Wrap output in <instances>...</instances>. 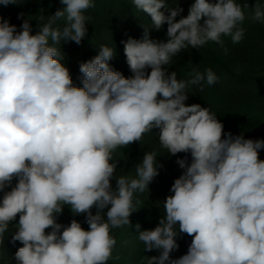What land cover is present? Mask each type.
<instances>
[{"label":"clouds","instance_id":"1","mask_svg":"<svg viewBox=\"0 0 264 264\" xmlns=\"http://www.w3.org/2000/svg\"><path fill=\"white\" fill-rule=\"evenodd\" d=\"M10 3L16 0H0ZM60 3L66 7L34 35L29 20L17 31L0 17V192L18 177L0 201V243L19 214L12 235L23 245L15 253L18 264H108L116 245L112 229L130 225L134 194L149 190L161 167L157 153L146 152L135 178L117 176L113 189V153L158 129L160 145L173 156L190 153L191 163L177 160L184 172L163 201L158 225L135 226L144 250L160 253L145 257V264H264V139L230 132L222 138L224 126L209 107L185 104L190 85L217 82L210 68H193L184 81L165 67L189 46L214 42L226 54L222 37L233 44L243 39L248 3L194 0L177 21L183 9L165 0H132L151 18L152 29L167 24V41L150 39L146 27L142 39L122 41L131 77L110 66L115 50L101 45L79 66L82 87L73 85L57 46L81 43L84 13L94 3ZM251 19L264 23V6L255 3ZM60 20L63 26H54ZM65 206L85 214L89 230L76 220L58 223ZM179 234L192 240L187 253L173 259Z\"/></svg>","mask_w":264,"mask_h":264},{"label":"trees","instance_id":"2","mask_svg":"<svg viewBox=\"0 0 264 264\" xmlns=\"http://www.w3.org/2000/svg\"><path fill=\"white\" fill-rule=\"evenodd\" d=\"M168 7L182 8L183 11L177 16L186 17L189 8L194 0H165ZM215 3L216 0H210ZM237 3H248L249 9L255 3L264 6V0H236ZM94 7L84 13L87 34L77 45L75 42H61L57 47L64 53V65L69 69L70 75L79 74V66L98 55L99 47L105 45L115 50V55L108 63L110 66L121 72L125 77H131L124 54V44L129 38L140 40L144 35V27L149 28V38L154 41L166 42L167 24L161 29H152L151 18L136 9L132 0H93ZM66 7L60 0H16V3L8 5L0 4V17L15 25L17 31L22 30L24 20H29L32 27V34H36L39 28L47 22V18L54 15L58 9ZM165 14H169L166 9ZM22 14V15H21ZM45 17L44 21L40 16ZM20 16V18H18ZM203 21H201L202 23ZM64 21H57V25L63 26ZM244 28L243 39L233 44L230 37H222L225 47L228 49L225 54L223 48L214 42H208L199 49L190 46L182 50L172 58L169 66H165L169 73L176 71L178 80L191 79L190 73L197 68L201 73L211 69L217 76V82L207 85L202 81L197 85H190L186 91L188 99L186 105L200 104L202 107H209L217 115V119L223 124V137L226 138L230 132L233 136L243 135L246 139H264V75L258 70L264 68V23L254 22L251 18L245 19L241 25ZM98 48V49H97ZM150 73L151 69L146 70ZM201 88L203 89L201 91ZM158 129L145 134L140 142H134L125 148H118L113 153V160L117 164L111 184L116 187L117 176H128L135 178V166L142 161L146 152L155 151L159 175L149 184V190L143 193H135L133 198L134 211L129 217L130 225L112 229V235L116 239L113 249V259L108 264H145V257L159 256V251L144 250V245L138 240L136 224H139L140 231L154 229L163 216V201L170 192L171 186L176 178L181 176L184 169L177 164L178 159H186L191 163L190 153H177L175 156L169 154L158 140ZM259 159L264 160V150H260ZM18 183V177H14L3 192H0V201L4 193L11 191ZM106 211V210H105ZM93 214L96 209H92ZM106 218V217H105ZM18 219V217H16ZM72 220L81 224L84 230H89L85 214L74 215L70 208L65 206L61 214L57 215V222L62 225H69ZM17 226L12 222L4 234V242L0 243V264H18L15 259L16 251L23 245L16 241L12 242V235ZM51 229H46L50 232ZM127 241V244L124 241ZM192 237L187 234H179L177 243L178 250L170 255L173 259L179 258L181 251L187 253ZM131 243V247L128 245ZM127 255L128 260L121 253ZM181 252V253H180ZM177 253V255L175 254ZM118 257V258H117Z\"/></svg>","mask_w":264,"mask_h":264},{"label":"rangeland","instance_id":"3","mask_svg":"<svg viewBox=\"0 0 264 264\" xmlns=\"http://www.w3.org/2000/svg\"><path fill=\"white\" fill-rule=\"evenodd\" d=\"M251 9H252V8H251ZM245 14H246V17H247V18H251V10L247 11ZM97 49H98V48H97ZM95 52H96V49L94 50V54L92 55L93 57H95V56L97 55V54H95ZM258 71L260 72V74L264 75V68H262V69H260V70H258ZM71 77H72L73 85H74V86H76V87H82V83H81L82 75H79V74L76 73V74H74V75H71ZM261 150H264V149H261ZM17 217H18V219H15L14 221H12V223H13L14 225H17L18 222H19V214L17 215ZM124 243L127 244V241L125 240ZM128 245L131 247V243H129ZM181 252H182V253H181ZM181 252H180L181 255H184V252H183V251H181ZM124 253H125V251H124L123 253H121L122 256L128 260L127 255L124 254ZM175 254L177 255V253H175Z\"/></svg>","mask_w":264,"mask_h":264}]
</instances>
